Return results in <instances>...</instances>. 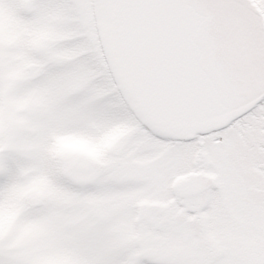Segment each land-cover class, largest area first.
<instances>
[{"label":"snow or ice","instance_id":"1","mask_svg":"<svg viewBox=\"0 0 264 264\" xmlns=\"http://www.w3.org/2000/svg\"><path fill=\"white\" fill-rule=\"evenodd\" d=\"M0 264H264V0H0Z\"/></svg>","mask_w":264,"mask_h":264},{"label":"rangeland","instance_id":"2","mask_svg":"<svg viewBox=\"0 0 264 264\" xmlns=\"http://www.w3.org/2000/svg\"><path fill=\"white\" fill-rule=\"evenodd\" d=\"M69 148L77 151H84V152H93L95 149L87 144V143H81V142H76V143H70L67 145Z\"/></svg>","mask_w":264,"mask_h":264}]
</instances>
